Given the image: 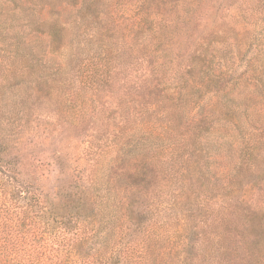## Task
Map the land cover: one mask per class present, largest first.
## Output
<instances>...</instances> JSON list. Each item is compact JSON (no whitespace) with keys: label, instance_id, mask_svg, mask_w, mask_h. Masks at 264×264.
<instances>
[{"label":"rangeland","instance_id":"1","mask_svg":"<svg viewBox=\"0 0 264 264\" xmlns=\"http://www.w3.org/2000/svg\"><path fill=\"white\" fill-rule=\"evenodd\" d=\"M61 1L47 0L57 5L53 7L56 12L60 11L52 14L50 21L66 22L68 26L61 42L64 48L54 53L46 33L36 31L34 26L20 28L32 19L34 10L42 12L41 5L32 4L28 10L24 0H0V55L14 58V65L20 69L25 60L17 56L22 54L14 53L12 37L17 32L28 34L25 51L36 56L37 73L41 75L40 83L27 82L25 76L13 80L17 86L9 93V112L1 125L4 142L17 149L41 175L50 196L67 189L61 180L64 177L70 188L86 184L79 178L88 174L86 158L94 159L87 150L96 151L98 175L110 158L135 155L149 148L152 152L160 150L162 140L148 139L141 125L160 122L159 115L165 110L173 116L175 110L163 95L162 81L167 77V83H171L166 91L179 90L189 76L191 61L200 59L203 70L208 67L219 80L203 102L208 105L213 91L215 104L225 103L235 109L240 121L238 128L232 121L214 120L208 131L203 123L197 122L200 126L195 128L183 120L176 131L180 151L184 152L177 158L189 179L185 185L190 195L180 201L183 205L192 202L195 214L191 221L207 219L197 230L198 243L193 244L192 255L200 257L207 236L231 238L227 244L234 245L236 250L232 252L238 253L227 256L228 251H224L223 257L230 264H256L250 254L251 237L261 235L230 228L232 223L246 222L254 215L264 221L260 214L264 212V142L256 145L254 159L245 164L240 160L242 134L264 129V0H147L144 11L138 0H91L81 10L83 21L77 20V8L60 10ZM132 12L136 18L145 12V23L134 24ZM152 18L159 32L158 28L155 33L148 31ZM105 27L110 29L106 33L102 31ZM105 38L111 39L108 44L113 52L107 79L96 88L83 89L79 73L84 61L94 55V46L108 41ZM66 53H72L67 64ZM61 65L64 71L60 72ZM152 65L162 70L157 77H147L144 72ZM198 78L196 74L195 80ZM152 105L155 107L150 108ZM188 146L195 149L194 154L188 153ZM134 165L121 172L116 187L122 195L128 191L133 205L141 209L157 200L158 192L155 187L136 184ZM129 175L132 177L127 178ZM169 184H159L160 200L166 198L162 191L166 192ZM179 213L171 207L163 209L161 216L181 220Z\"/></svg>","mask_w":264,"mask_h":264},{"label":"trees","instance_id":"2","mask_svg":"<svg viewBox=\"0 0 264 264\" xmlns=\"http://www.w3.org/2000/svg\"><path fill=\"white\" fill-rule=\"evenodd\" d=\"M146 1L138 0L137 3L143 6V11L147 9ZM90 2L91 0H62L58 5L60 10L66 7L77 8V20L83 21L81 10ZM32 4L41 5L42 12L34 10L32 19L24 21L20 28L34 26L36 31L41 30L47 34L52 52L63 49L61 42L68 30L67 23L50 21L52 14L60 13L53 8L57 5H51L47 0H24L25 9L29 10ZM137 16L136 18V14L132 12L134 24L139 26L145 23V12ZM150 24L148 31L155 33L157 28L160 31L153 18ZM74 26L78 27L76 20ZM107 30L110 29L105 27L102 31L106 33ZM27 35L17 32L12 37L14 53L22 54L17 56H22L25 60L23 66L19 65L20 69L14 65V58H3L0 55V264H230L223 257L224 251H228L227 256L229 253H238L232 252L236 250L234 245L227 244L232 242L230 237L226 240L207 236V243L202 247L200 257L192 255V246L198 243L197 230L206 224L207 219L191 221L195 214L192 202L183 205L180 201L181 198L189 199L190 196L186 191L189 187L185 185L189 179L184 175V167L177 158L179 152L184 153L180 151V137H177L176 132L183 125V120L194 126H200L197 122L203 123L204 129L208 131L210 122L214 120L232 121L236 127L239 126L237 111L227 108L225 103L216 105L213 91L208 105L203 102L204 97L212 90L211 87L219 82L210 69L207 67L203 70L200 59L192 60L187 71L189 76L177 91H166V85L171 86V83H167V77L162 81L163 95H166L175 110L172 111L173 116L165 110L159 115L160 122L148 121L141 125L148 139L162 140L163 144L158 152H152L149 148L137 151L135 155L110 158L98 175L97 164L94 163L96 151L87 150L94 159L86 158L88 174L79 178L86 184L70 188L64 177L61 180L67 184V189L53 197L44 190L41 175L25 162L17 149L4 142L1 134L2 122L9 112L8 96L12 88L17 86L13 80L24 76L28 78L25 79L27 82L40 83L41 80V75L37 73L40 70L36 56L25 51ZM105 39L108 41L104 40L102 44L94 46V55L84 61L82 73H79V85L83 89L96 88L107 79L113 52L108 44L111 39ZM64 55L67 57L64 60L67 64L68 60H72V53ZM152 66L144 68L147 77L150 74L157 77L162 71L155 69V65ZM59 71H64L62 65ZM196 74L200 80H195ZM261 91L264 96V79ZM201 104L202 108H199ZM153 107L155 105L150 108ZM173 134L175 136L171 138ZM241 137L240 160L245 164L244 162H250L251 157L255 158L256 145L264 142V129L261 132L242 134ZM187 151L194 154L195 149L188 146ZM191 161L192 159L189 160ZM132 164L136 166L133 173L136 184H143L147 188L155 187L158 192L157 200L147 203L141 209L133 205L128 191L122 195L121 189L116 187L118 178L122 177L121 172L132 168ZM169 182L166 192L162 191L166 198L160 200L162 187L159 184L165 186ZM171 207L180 211L181 220H165L161 216L163 209L165 211ZM260 214L264 216L263 211ZM237 222L232 223V231L238 232L239 228L251 233L256 231L257 235H261L259 238L251 237L250 251L256 264H261V257L264 260V221L262 218L256 219L254 215L246 219V222ZM199 259L203 263H198ZM208 259L211 260L210 263H206Z\"/></svg>","mask_w":264,"mask_h":264}]
</instances>
